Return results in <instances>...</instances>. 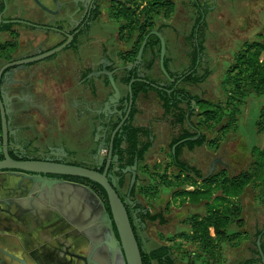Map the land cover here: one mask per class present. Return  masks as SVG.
<instances>
[{
	"label": "rangeland",
	"instance_id": "obj_1",
	"mask_svg": "<svg viewBox=\"0 0 264 264\" xmlns=\"http://www.w3.org/2000/svg\"><path fill=\"white\" fill-rule=\"evenodd\" d=\"M6 1L8 10L0 15L1 20L10 19L12 16L19 19L30 17L31 12L39 9L33 0ZM117 1H100L96 19L90 25L88 33L81 38L80 45L83 47L81 53L86 50L85 54L88 56L89 52H97L102 44L116 50L129 47L128 41L119 38L121 35L119 25L123 22L122 19L114 16L113 18L110 14L111 4ZM171 1L173 9L170 16L162 15L153 19L152 30L159 31L165 43L163 58L168 59V68H172L175 73H182L192 63L190 54L194 51V44L200 42L202 48L197 73L207 71V74L201 82L183 85L193 94L210 101L217 109V113H220L219 120H213L210 126L205 127L203 123L199 125L205 141L190 150L184 146L181 162L198 169L203 177L208 173L221 175L227 172L233 175L249 170L254 161L253 147L264 146V132L257 130L256 123L259 110L264 106V93L249 94L233 116L234 105L227 104L230 83L224 78L225 75L230 76L232 73L229 67L235 63V55L243 48L242 42L253 39L256 33L261 31L264 24V0ZM137 2L145 4L144 0ZM2 3L3 0H0V13ZM47 4H51V0H48ZM198 7L204 11L202 20L204 28L197 32ZM12 29L17 31L22 43L35 36V32L24 22H13ZM123 33L126 35V30H123ZM8 38L13 39L7 32L0 31V41ZM153 49L160 53L158 45H154ZM116 52L113 56L121 62ZM62 55L63 53H60L59 58ZM149 56V52H146V59ZM153 69L151 77L160 80L162 72L158 54ZM194 113L196 117L193 115L192 120L195 122L200 119L196 107ZM169 152L170 147L165 144L161 151L155 152L160 161H146L145 165L139 166L138 169L136 167V175L143 178L142 182H139V179H132V174L129 176L125 173L124 183L119 189L122 195L140 205V210L137 209L135 212V221L142 249L149 251L161 244L170 245L171 257L175 259L176 264H237L244 258L253 259L252 264H264V232L261 236L256 235L264 226V186L250 183L244 188L237 198L242 209L240 215L242 222L237 224L236 220H233L231 224V228L238 233L230 242L222 245L219 257L203 261L199 255L205 252L204 248L185 233L191 230L188 215H205V205L189 200L180 203L179 198H173L175 190L193 189L191 182L197 177L189 170L187 173L181 172L179 166L168 160ZM154 162L158 164L155 165ZM154 170L163 177H155L152 186L149 185V182L151 184L149 178L151 174H156ZM110 173L114 177V173ZM201 179L202 177L197 181ZM133 183L134 192L131 195L129 188ZM142 212L152 215L160 213L161 217L150 219L149 214L141 215ZM217 248L218 246L214 251ZM257 249L260 254L255 252ZM151 263L163 264L156 260H152Z\"/></svg>",
	"mask_w": 264,
	"mask_h": 264
},
{
	"label": "crops",
	"instance_id": "obj_2",
	"mask_svg": "<svg viewBox=\"0 0 264 264\" xmlns=\"http://www.w3.org/2000/svg\"><path fill=\"white\" fill-rule=\"evenodd\" d=\"M42 2L48 5V0ZM85 53L86 50L82 54ZM130 63L112 60L92 69L75 67L72 63L48 65L45 70L50 75L44 73L38 78L33 93L36 102L44 101L46 96L49 105L30 110L24 105L21 111L11 114L12 121L9 116V122L20 131L22 129L23 138L43 135L53 142L46 149L44 138L39 142L33 140V147L23 151L39 155L48 150L50 154L65 157L67 161L94 165L95 161L89 156L88 150L94 147L97 139L100 140L99 151L107 148L110 126L120 118L127 93V84L124 83L126 71L136 67V64L131 66ZM75 70L81 75L71 79ZM141 71L140 74L154 73L153 67L150 71L142 68ZM170 72L174 70L168 68L169 76L162 72L157 83L172 81ZM79 91L83 98L79 96ZM24 97L22 95V99ZM92 103L95 107L100 105L98 112L110 110L114 113L102 117L93 142L87 113L75 112L81 107L90 109L87 106ZM181 106L178 103V107ZM133 108L132 116L127 121L129 127L124 131L119 145L125 160H118L117 155H114L113 161H128L127 156L133 153V144L138 150L145 148L139 158L132 160L131 166L123 169L124 173L133 174L134 171L136 175V167L138 169L145 165L146 161H160L155 152L161 151L165 144L170 147L179 138L168 153L169 156L171 153L168 160L175 161V146L182 141L183 127L176 120L181 116V109L174 106L166 108L154 88L138 93ZM182 151L183 148L178 157H182ZM16 180L4 172L0 173V264H21L11 259L10 255L22 257L28 264H85L76 255H86L89 229H101V207L97 198L81 183L68 179L50 186L35 184L30 191L17 189L10 195L5 194L16 186ZM113 180L116 185L119 177H113ZM22 183L29 185L25 180Z\"/></svg>",
	"mask_w": 264,
	"mask_h": 264
},
{
	"label": "trees",
	"instance_id": "obj_3",
	"mask_svg": "<svg viewBox=\"0 0 264 264\" xmlns=\"http://www.w3.org/2000/svg\"><path fill=\"white\" fill-rule=\"evenodd\" d=\"M144 2L145 4L141 5L137 2V0H118L115 4H111L110 14L112 17L114 16L115 18H121L123 21L119 25V32L121 33L119 38L129 42V47L127 49L117 50L116 52L118 58L123 64L134 61L142 40L153 28V19L162 15L168 17L170 16L173 9L171 0H144ZM197 14L196 30L198 32L204 28V23L202 21L204 11L198 7ZM12 25V21H3L0 19V31H5L10 37H13V39L8 38L5 41H0V58L3 59L9 58L14 48L17 46V39L19 35L17 31L12 29ZM123 30H126V35L123 33ZM154 45H158L160 49L159 38L156 34L150 33L146 39L140 63L136 64V67L126 71L124 83L128 84L131 80L133 104L138 93L145 91L147 88H154L159 93L160 98L166 108L174 106L175 108H180L182 111L180 118H176V120L181 122L182 127H185L182 128L183 132L180 137V139L182 138V141L179 143V145L177 144L175 146L176 160L172 161V163L179 166L181 172H186L189 170L193 172L197 179L201 177L202 179L199 182L197 179L192 180L191 185L194 186L193 189L181 188L173 191V198H179L180 203H184L187 200L195 203H204L206 214L203 216H198L196 214L188 215L190 219L189 222L191 230L189 233L187 232L185 234H187L189 238L196 241L204 248L203 250L205 252L199 256L203 258V261H207V259L210 260V258L219 257L222 245L230 242L232 237L238 233L231 228V224L233 223V220H236L237 224L242 222V219H240L242 209L237 198L240 197V194L243 192L244 188L250 183L264 186V146L253 147L252 154L254 156V161L252 163V167L249 170L240 171L233 175H230L227 172L221 175L216 173H208L207 176L203 177L200 175L198 169L181 162L178 154L184 146L192 149L194 146L200 145L205 141V136L203 133H201L199 125L203 123L205 127L210 126L213 120H219L220 113H217V109L212 106L210 101L193 94L183 85L186 83L201 82L204 80L207 74V71H204L202 74L197 73L200 50L202 48L200 42L194 44V51L190 54L192 63L189 65V68H186L182 73L170 72L169 74L173 78L172 81L163 84L162 87L155 85L158 84L157 80L152 78L151 74H140L142 72L141 68L150 71L153 67L156 55H159V52L154 51ZM242 45L243 48L235 55V63L229 67V71L232 73H230V76L225 75L224 78L230 83V87L227 90V104H231V106L234 105L233 116H235V114L239 111V105L245 100L246 97H248L249 94L254 93L258 95L264 93V24L261 31L257 32L253 39L244 40ZM146 52H149L150 55L148 59L145 57ZM164 65L168 71L167 58L164 60ZM127 97L128 90L123 100L125 101ZM192 100H194V103H192ZM178 103H181L182 106L178 107ZM133 104L128 117L122 124L120 130L116 132L112 140V155H117L118 160H125L123 150L119 145L120 139L124 135V131L129 127L127 121L132 116L134 110ZM195 107L198 109L197 116H200V119H197L194 122L192 120V116L196 115L194 113ZM123 108H126V103L123 105ZM117 122L110 126L108 141L110 140L111 130H113ZM256 123L257 130L259 132H264V106L259 110ZM178 140L179 138L172 142L170 147ZM144 151L145 148L138 150L133 144V153L127 156L128 161L112 160V162H118V164H121V167L123 168L126 166H131L134 162L132 160L134 158H139ZM11 156L17 158V156L14 154ZM1 158L2 154H0V159ZM68 162L78 163L75 160ZM86 165L90 166V164ZM104 165L105 161L102 162L99 169L102 170ZM153 172L156 174H151L149 178L151 180V184L149 182V185L152 186L154 184L152 181L155 177H163V175L157 171L154 170ZM125 173L121 172L119 180L115 185L118 193H120L119 189L124 183L125 175H131L129 172L126 174ZM63 177L91 187L102 200L105 210L109 213L106 192L99 183L81 176L65 175ZM134 179H139V182L143 181V178L138 177V175H135ZM143 188H145V186H143ZM133 192L134 183L129 188V193L131 195ZM128 214L133 231L139 243L142 264H152V260H156L163 264H176L175 259L171 257L172 251L170 245L161 244L150 249L149 251L142 249L137 232L132 222L133 218L129 212ZM142 214L144 213L142 212L141 215ZM148 214L149 213H146L144 215ZM149 217L150 219H155L161 217V214H149ZM113 229L116 234L115 227H113ZM263 232L264 226L261 230L257 231L256 235L261 236ZM217 246L218 248L216 251H214V248ZM255 252L260 254L258 249L255 250ZM252 262H254L253 259L246 258L240 261V264H252ZM189 263H191V260H189Z\"/></svg>",
	"mask_w": 264,
	"mask_h": 264
},
{
	"label": "flooded vegetation",
	"instance_id": "obj_4",
	"mask_svg": "<svg viewBox=\"0 0 264 264\" xmlns=\"http://www.w3.org/2000/svg\"><path fill=\"white\" fill-rule=\"evenodd\" d=\"M100 1L105 0H57L58 4H56L54 0H51V4L47 6L52 10V12L43 10L38 7L39 9L33 11V13L31 12L30 17L19 19L12 16L10 19H7L17 20L12 22H24L26 23V26L30 27L32 31L35 32V36L28 38L27 40H25V42L23 41V43L20 42L18 37V45L14 48L10 57L7 59L0 58V95L4 97V101L9 108V116L15 111H21L24 105L26 106L27 110H30L32 108L38 109L40 108V105L46 108V106L49 105L47 103L46 96L43 98L44 101L38 103L34 100L33 93L35 89V82L39 81L38 78H41L44 73L50 75L49 71L45 70L48 65L72 63L73 65H75V67H87L92 69L104 62H112V60H118L113 56V54H115L117 50L112 47H110L109 49L106 44H102L100 46V49H97V52H89L88 56L81 53V48L83 49L82 45H80L82 40L81 38L88 33L90 25L96 19ZM7 10L8 3L6 0H3V8L0 15L5 14ZM64 42H66V45L51 55L34 59L28 62L23 61L26 58L39 56L42 53ZM64 51H66V53H64ZM60 53H63V55L59 58ZM40 68L42 69L40 70ZM77 73V70L72 72V76L70 78L76 79L77 76L81 75L80 73ZM53 77L56 76L54 75ZM2 90L4 91L3 93ZM78 94L81 98H83L80 91L78 92ZM22 95H25V99H22ZM81 101H83V99H81ZM76 104L78 105V103ZM93 105L94 103L87 106L90 109H85L83 107L75 111L78 114H80L81 112L83 114L87 113L86 117L90 123V129H92V142L94 140V136L96 135L98 127L101 125L100 123L102 122V117L112 114L114 115V113H112V111L110 110L98 112L97 110L100 109V105H96V107ZM124 111L125 109L122 107L121 114H123ZM11 121L9 122L7 132V147L10 154L12 153L17 157L30 156V151L25 152L23 150H28L29 147H33V140L39 142L44 138L46 149L52 145L51 143L53 141H50L52 139L43 135H35L31 138H23L21 135L22 129L21 131L17 129L16 126H13V124H11ZM1 133L2 129L0 122V145L2 144ZM99 144L100 140L97 139L94 147L88 150L89 156L93 159V161H95L94 165H90L91 167L99 166L100 168L102 163L100 164L99 161H105V159L103 158L106 154L104 155L103 153H101L102 150L99 151ZM107 144H109V141ZM0 154H2L1 151ZM31 156L33 158L58 157L56 155L50 154L48 150L46 152L40 153L39 155ZM101 157L103 158L101 159ZM59 158L66 160V158L62 156H59ZM121 166L122 165L118 164V162H112L108 168V171L113 172L114 177H119L121 172H123V169H125ZM119 194L123 199L126 200L127 210L133 218L132 222L136 230L135 212L137 209L140 210V205L138 203H134L130 198L122 195L121 193ZM97 212L99 214V211ZM97 231L99 230L95 228L89 229V238H87L89 239V241L86 255H88V253L92 251V258L96 261H99L101 264H122L120 254L114 252L112 259L108 256L107 245L103 243L104 236L102 226L100 231ZM88 264L92 263L88 261Z\"/></svg>",
	"mask_w": 264,
	"mask_h": 264
},
{
	"label": "water",
	"instance_id": "obj_5",
	"mask_svg": "<svg viewBox=\"0 0 264 264\" xmlns=\"http://www.w3.org/2000/svg\"><path fill=\"white\" fill-rule=\"evenodd\" d=\"M58 4L57 0H54ZM36 5L43 10L52 12V10L44 4L41 0H34ZM4 21H17V20H4ZM150 33L157 35L160 41V53H159V65L162 72L169 76L167 70L164 66V52H165V43L163 37L159 31L151 30L142 40L141 45L137 51L134 61L130 63L131 66L139 64L142 58L143 48L146 42V39ZM66 45V42L53 47L52 49L42 53L39 56L26 58L23 61L28 62L34 59L45 57L53 54L54 52L60 50ZM172 80L173 78L170 77ZM158 87H162L163 84H155ZM128 97L125 100L126 108L123 114L120 115L119 121L116 126L113 128L110 134V140L107 147V153L105 157V165L102 170L98 167H91L85 163H70L62 158L55 157H45V158H33L31 156L26 157H17L14 158L9 153L7 147L8 139V125H9V108L4 101V97L0 95V122H1V138L2 144L0 145V151L2 152V158L0 159V173L4 172L8 175L9 178H15L16 186L11 188V191L5 192V194H12L18 190L30 191L35 184H39L41 187L50 186L56 182H62L65 179L62 178L65 175L71 176H81L88 179H91L99 183L105 190L107 196V202L109 207V213L105 210L102 200L94 192V190L85 185L84 187L97 198L100 207L101 214L100 219L103 227V243L107 245L108 256L112 259V256L115 253L120 254L123 264H142L140 247L135 236V233L130 222L129 214L127 211L126 200L123 199L117 189L115 188V182L112 175L109 173L108 168L112 163L114 156L112 155V140L116 132L120 130L122 124L126 120L131 110L133 104V94L131 89V80L127 84ZM4 91L2 90V93ZM9 98V97H8ZM194 103V100H192ZM103 161H99L101 164ZM135 168V166H133ZM133 168V169H134ZM60 176V177H58ZM135 178V173L133 171L132 179ZM28 182L29 185L22 183ZM113 227L116 229V234ZM259 244V243H258ZM260 248V247H259ZM81 258L85 264H88V261L92 264H101L99 261H96L92 258V251L88 255H76ZM11 259H16L21 264H28L25 259L22 257L11 256Z\"/></svg>",
	"mask_w": 264,
	"mask_h": 264
},
{
	"label": "built area",
	"instance_id": "obj_6",
	"mask_svg": "<svg viewBox=\"0 0 264 264\" xmlns=\"http://www.w3.org/2000/svg\"><path fill=\"white\" fill-rule=\"evenodd\" d=\"M102 151H103V154H104V155L106 154L105 152H107L106 149H103Z\"/></svg>",
	"mask_w": 264,
	"mask_h": 264
}]
</instances>
